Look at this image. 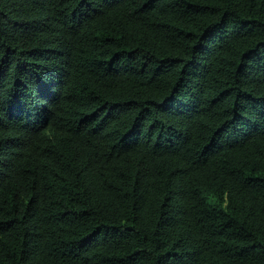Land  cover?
Listing matches in <instances>:
<instances>
[{"label": "trees", "instance_id": "trees-1", "mask_svg": "<svg viewBox=\"0 0 264 264\" xmlns=\"http://www.w3.org/2000/svg\"><path fill=\"white\" fill-rule=\"evenodd\" d=\"M0 264H264V0H0Z\"/></svg>", "mask_w": 264, "mask_h": 264}]
</instances>
